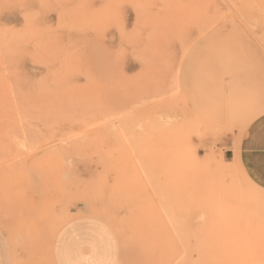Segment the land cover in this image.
<instances>
[{
  "label": "rangeland",
  "instance_id": "374dc122",
  "mask_svg": "<svg viewBox=\"0 0 264 264\" xmlns=\"http://www.w3.org/2000/svg\"><path fill=\"white\" fill-rule=\"evenodd\" d=\"M262 118L264 0H0L6 260L264 264Z\"/></svg>",
  "mask_w": 264,
  "mask_h": 264
},
{
  "label": "crops",
  "instance_id": "0c3cea01",
  "mask_svg": "<svg viewBox=\"0 0 264 264\" xmlns=\"http://www.w3.org/2000/svg\"><path fill=\"white\" fill-rule=\"evenodd\" d=\"M227 152L230 153L231 159L243 169L250 181L264 190V118L259 120L241 140L239 138L235 144H228ZM75 246H78L79 253H87L85 245L71 241H60L56 244L55 237L51 253L53 263L68 264L66 259L72 255ZM0 264H9L1 242Z\"/></svg>",
  "mask_w": 264,
  "mask_h": 264
},
{
  "label": "bare ground",
  "instance_id": "6f19581e",
  "mask_svg": "<svg viewBox=\"0 0 264 264\" xmlns=\"http://www.w3.org/2000/svg\"><path fill=\"white\" fill-rule=\"evenodd\" d=\"M213 31H214V29H213ZM4 49V48H3ZM6 50V49H5Z\"/></svg>",
  "mask_w": 264,
  "mask_h": 264
}]
</instances>
